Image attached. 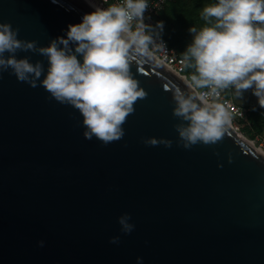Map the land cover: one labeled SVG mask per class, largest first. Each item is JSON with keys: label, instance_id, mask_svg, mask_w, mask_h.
Wrapping results in <instances>:
<instances>
[{"label": "water", "instance_id": "obj_1", "mask_svg": "<svg viewBox=\"0 0 264 264\" xmlns=\"http://www.w3.org/2000/svg\"><path fill=\"white\" fill-rule=\"evenodd\" d=\"M92 11L80 0H0V23L46 47ZM16 57L43 61L46 74V57ZM131 72L147 98L106 146L39 82L0 75V264H264V158L231 128L215 145L178 146L172 92L186 82L158 62Z\"/></svg>", "mask_w": 264, "mask_h": 264}, {"label": "clouds", "instance_id": "obj_2", "mask_svg": "<svg viewBox=\"0 0 264 264\" xmlns=\"http://www.w3.org/2000/svg\"><path fill=\"white\" fill-rule=\"evenodd\" d=\"M88 3L94 11L81 23L68 25L66 38L53 39L46 47L18 39L19 29L0 23V75L11 69L19 82L32 88L39 82L55 101L79 111L85 139L95 137L106 146L124 137L127 117L148 95L134 78L132 64L159 62L157 53L166 56L167 51L157 42L163 23H145L150 19L145 17L149 0H116L107 7ZM200 15L205 24L189 29L192 43L181 54L180 64L188 70L186 90L178 87L172 92V114L181 121L174 125L177 143L185 150L201 143L215 145L232 127L237 109L224 94L239 99L252 89L264 108V0H215ZM20 51L46 57V74L43 61L17 59ZM142 142L165 148L173 144L156 138ZM130 220L128 213L118 217L125 235L135 229ZM38 243L44 246V241ZM110 243L118 244L119 237ZM137 264H143L142 258Z\"/></svg>", "mask_w": 264, "mask_h": 264}, {"label": "rangeland", "instance_id": "obj_3", "mask_svg": "<svg viewBox=\"0 0 264 264\" xmlns=\"http://www.w3.org/2000/svg\"><path fill=\"white\" fill-rule=\"evenodd\" d=\"M212 2H215V0H173L170 2L161 19L163 30L159 34L160 39L171 49L176 51V53L186 51L193 39L189 29L193 26L197 29L204 26L205 22L201 19L200 13L205 5ZM228 96L233 103L243 109L259 105L258 98L253 95L252 89L245 91L243 97L239 99H235L230 92ZM248 125H250V122L247 118L245 120L233 118L231 130L248 139L244 134L245 130L252 128ZM250 141H252L258 149L264 151V127L262 131L258 135H255L253 140Z\"/></svg>", "mask_w": 264, "mask_h": 264}, {"label": "built area", "instance_id": "obj_4", "mask_svg": "<svg viewBox=\"0 0 264 264\" xmlns=\"http://www.w3.org/2000/svg\"><path fill=\"white\" fill-rule=\"evenodd\" d=\"M171 1L172 0H149V8L145 12V17H150V19H146L145 23L150 24L153 27L157 23H159L160 14ZM93 2L102 7H107L111 3L116 2V0H93ZM157 42L158 43L162 42L165 45L167 51L166 56L164 54L157 53V56L159 58V63L165 66L169 71H171V73L184 80V77L188 73L186 72L185 69H183L182 65L180 64L181 56H179L178 53H176V51L171 49L164 41L158 39ZM224 99L231 102L234 108L237 109V111L233 113V118L237 120L246 119V114H247L246 109H243L240 106L233 103L229 98L228 93L224 94ZM239 110L241 111L242 115H240Z\"/></svg>", "mask_w": 264, "mask_h": 264}, {"label": "trees", "instance_id": "obj_5", "mask_svg": "<svg viewBox=\"0 0 264 264\" xmlns=\"http://www.w3.org/2000/svg\"><path fill=\"white\" fill-rule=\"evenodd\" d=\"M166 7H165V9H166ZM165 9L162 11V13L159 16V23L161 22V19H162V16H163ZM159 39H160V37H159ZM184 52L178 53V55L181 56V54H183ZM186 71L188 72V70H186ZM245 109H247L246 118L250 122V125H248V126L252 127V128L245 130L244 134L248 139L253 140L254 136L258 135L264 127V108H261L259 105H256V106H253L250 108L246 107Z\"/></svg>", "mask_w": 264, "mask_h": 264}, {"label": "bare ground", "instance_id": "obj_6", "mask_svg": "<svg viewBox=\"0 0 264 264\" xmlns=\"http://www.w3.org/2000/svg\"><path fill=\"white\" fill-rule=\"evenodd\" d=\"M80 1H82V2H84V3H86V5H88L89 7H90V5H89V3H88V0H80ZM90 8H92V7H90ZM92 10H94L93 8H92ZM159 63V62H158ZM160 64V63H159ZM161 65V64H160ZM163 66V65H162ZM163 67H165V66H163ZM165 69L166 70H168L166 67H165ZM169 71V70H168ZM169 72H171V71H169ZM173 74V73H172ZM233 132V131H232ZM235 135H236V137H238L241 141H243L244 143H246L252 150H254L258 155H260L261 157H263L264 158V151H262V150H260V149H258L255 145H254V143L252 142V141H250V140H248V139H246L245 137H243L242 135H240V134H237V133H235V132H233Z\"/></svg>", "mask_w": 264, "mask_h": 264}]
</instances>
